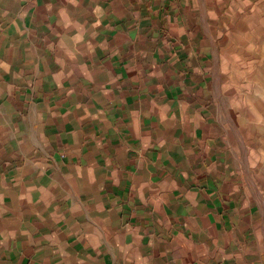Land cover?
<instances>
[{"label":"crops","instance_id":"obj_1","mask_svg":"<svg viewBox=\"0 0 264 264\" xmlns=\"http://www.w3.org/2000/svg\"><path fill=\"white\" fill-rule=\"evenodd\" d=\"M213 10L0 0V264H263Z\"/></svg>","mask_w":264,"mask_h":264},{"label":"rangeland","instance_id":"obj_2","mask_svg":"<svg viewBox=\"0 0 264 264\" xmlns=\"http://www.w3.org/2000/svg\"><path fill=\"white\" fill-rule=\"evenodd\" d=\"M221 39L212 71L214 105L231 163L254 195L264 264V0H211Z\"/></svg>","mask_w":264,"mask_h":264}]
</instances>
